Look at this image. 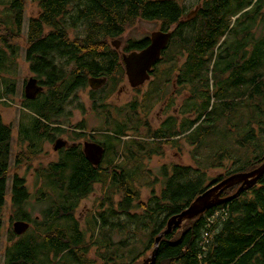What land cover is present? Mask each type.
<instances>
[{
	"label": "trees",
	"instance_id": "1",
	"mask_svg": "<svg viewBox=\"0 0 264 264\" xmlns=\"http://www.w3.org/2000/svg\"><path fill=\"white\" fill-rule=\"evenodd\" d=\"M32 2L39 13L28 20L25 57L44 90L34 101H25V107H32L34 112L29 115L28 126L19 131L16 168L31 167L41 144L49 138L48 129L62 124L76 93L87 87L88 77L116 72V82H111L113 92L123 82L122 64L110 46L138 20L158 22L161 31L172 32L161 61L169 63L171 70L178 67L182 87L187 85L192 90L191 101L181 114L194 113L195 118L185 120L177 135L195 126L181 138L189 146L198 151L213 135L224 140V145L221 142L222 146L202 161L194 159L195 167L174 165L166 168L169 173L163 170L164 186L147 202L142 201L138 187L150 173L144 168V149L138 144L126 146L132 158L122 162L116 159L113 165L97 168L69 152L61 162L35 171L42 188L38 190V202L45 205L41 218L25 210L30 193L25 179L13 175L11 220L27 222L30 228L20 236L9 231L6 263L142 264L170 218L182 213L213 185L256 170L264 162V0H201L193 17H187L186 7L178 0ZM3 10L8 20L4 24L9 28L5 32L8 37H0V43L3 48H11L13 55L15 48L8 42L22 33L24 1L9 0ZM79 27L85 28L83 37L71 40V30ZM149 42L148 38L131 40L125 51H140ZM2 50L0 71L7 73L13 62ZM11 82L0 79V102L13 94L15 85ZM135 110L132 106L130 121H138L137 128L140 120ZM242 110L246 120L239 126L233 118ZM114 128L116 136H108L106 144L109 148L121 147L122 152L120 137L129 129L118 122ZM12 132L0 114V231L11 171ZM232 137L245 151L240 158L226 147V140ZM145 152L150 156L155 151ZM124 153L129 151L122 152L126 157ZM225 161L231 163L228 169ZM215 169H225L226 173L210 180L208 173ZM96 184H101L102 195L82 230L75 213ZM239 187L224 190L220 198L233 196ZM114 233L120 237L118 242H113ZM137 236L141 240H136ZM137 244L143 247L140 251ZM93 247L98 249L99 263L88 261ZM154 264H264V174L250 189L165 236Z\"/></svg>",
	"mask_w": 264,
	"mask_h": 264
},
{
	"label": "rangeland",
	"instance_id": "2",
	"mask_svg": "<svg viewBox=\"0 0 264 264\" xmlns=\"http://www.w3.org/2000/svg\"><path fill=\"white\" fill-rule=\"evenodd\" d=\"M9 0H0V37H8L6 35V29L9 28V24H4L5 21H8L5 19L6 12L3 10L5 7V3ZM24 1V26L22 33L18 38H13V40H9L8 46L15 48V53L11 55V48H3V45L0 43V49L7 55L9 60H11L13 63L10 64L8 67L7 73L4 71H0V79L4 81H9L15 85L13 94L5 96L4 100L0 102V114L2 116V119L5 124L10 125L12 127V156L10 160V172L8 175V181H7V189H8V195L6 197V206L3 209L2 212V229L0 231L1 236V245H0V264H7V255H6V248L8 245H10V234L9 231H12L13 223L16 222L11 220V217L13 216L11 211V203H10V190H11V181L13 175L17 174L19 177H22L25 179L26 186L28 188V191L30 193V198L25 205V210L32 215V217H38L41 218L40 211L45 207L44 204L38 202V190L41 188V182L37 178L36 170L37 169H44L46 168L52 161L57 160V155L52 151V142L48 141L46 139L41 144L40 153L36 155L35 160L31 163V167H21L16 168L15 166V157L16 154L19 152L20 148L18 147L19 142V131L20 128H24L28 126L29 124V118L33 112L34 109L32 107H29V110L25 107V97H24V87L26 85V82L29 78L35 77L30 72V66L28 62L26 61L25 57V51L27 47L26 43V37H27V25L28 20L31 17H36L39 13L38 7L36 4L32 2V0H23ZM156 1V0H152ZM180 3H182L186 9L187 14L195 16L196 8L198 6V3L201 0H178ZM160 26L158 22L155 21H145V20H138L132 27L128 28L126 32L117 40L121 41L122 47H125V45L129 41H141L144 38H150L151 34L153 32L160 31ZM83 27H79L76 29L71 30L70 32V39L73 40L75 37H83L84 34ZM182 62H179L181 64ZM126 87L127 89V83L124 80L120 90ZM89 90V89H88ZM129 91H123V95L121 96V100L119 102V105H122L131 95L128 93ZM117 97V95H116ZM28 101V100H27ZM80 103H84V105H88L87 102V90L84 91H78L76 93V98L73 106H69L67 110V117H63L61 120L63 121L62 124H66V126L75 125L80 120V114L78 113L76 106ZM246 113L242 110L241 112H238V114L233 118V121L237 123L239 126L244 125L246 120ZM89 125H94L93 120H87ZM221 128L224 127V125H219ZM224 140L219 138L218 136H209L206 138V141L201 149L198 151L195 147L189 146L184 141H180L181 143L178 144L177 148H167L166 156L164 158H161L160 156L154 157L152 160L145 162V170L150 173L149 176H145L142 179L141 185H139V190L141 193V199L143 202H147L149 198L152 196L153 193H159L160 190L163 188L166 178L164 177L163 170H165L167 173H169V169L174 165H181V166H190L195 167L196 161L203 160L209 153H212L213 151H217L219 149V146L223 143ZM222 142V144H221ZM226 147H229V151H232V155L234 157L240 158L244 154L243 148H241L240 145H237L235 143L234 138H230L226 140ZM24 147H27V144H24ZM26 151V149L24 148ZM177 153V158H174V155ZM196 161H195V160ZM224 165L228 169L231 166L230 161H225ZM166 168L168 170H166ZM226 173L225 169H215L211 170L208 173V176L210 180L215 179L217 176H221ZM169 175V174H168ZM102 186L101 184H96L93 187V191L83 199L79 207L77 208V211L75 213V218L80 224V228L82 230H85L86 228V219L93 214L94 210L96 209V206L98 205V200L102 195ZM41 191V190H40ZM41 196H39L40 198ZM20 221V220H18ZM113 242H118L120 240V237L117 236L115 233L112 236ZM141 240L140 236L136 237V240ZM137 247L139 248V251L143 248L142 245L137 244ZM98 249L96 247H93L91 250H89L88 253V261L93 260L94 263H99V256L97 253ZM102 253V252H101ZM151 257V253L149 254ZM147 258V259H148ZM146 260V259H145ZM144 261V260H143Z\"/></svg>",
	"mask_w": 264,
	"mask_h": 264
},
{
	"label": "flooded vegetation",
	"instance_id": "3",
	"mask_svg": "<svg viewBox=\"0 0 264 264\" xmlns=\"http://www.w3.org/2000/svg\"><path fill=\"white\" fill-rule=\"evenodd\" d=\"M187 17H193V15L188 14ZM110 48L117 52L118 62L122 64L127 89L126 87L119 89L124 82L123 80L117 85L116 90L112 91L111 82H116L118 76L116 72H112L110 76L104 73L98 77H88L87 87L79 91L87 90V102L89 104L80 103L79 106L77 105L76 109L80 114V120L77 124L70 126L55 124L48 129V141L52 142V151L57 155V160L52 161L50 164L61 162L67 153L73 152L92 167L113 165V160L119 159L122 162L132 158L130 157V149L126 147L132 143L138 144L144 149L142 153H144L143 163H145L156 156L164 158L167 148H177L179 141L182 140L181 138L189 135L195 128L194 126L186 134L177 135L185 120L193 121L195 118L194 113H187L185 116L181 114L182 108L185 105L188 106L191 101L192 90L190 86L186 85V88H183L184 85H181L183 80L180 78L178 67L171 70L169 63L161 61L165 49L161 52L160 60L148 72L149 80L137 88H132L128 83L123 58L132 52H140L141 50L126 52L121 42L118 48L112 45ZM90 79H104V83L93 89L89 85ZM123 91H129L128 93L131 95L122 105H119L121 96L124 94ZM132 106L136 109L135 112L140 120L137 128L134 127L137 126L138 121H130ZM88 119L93 120L94 125H89ZM116 122L127 124L129 129L126 131L125 136H119L124 143L122 152L129 151L128 154L124 153L128 158L122 152H119L121 147L117 149L109 148V145L106 144L108 136H116L113 132ZM133 128L134 130H132ZM58 139L64 140L66 146L55 151L54 144ZM184 142L186 143V141ZM86 144H95L102 148L101 158L95 166L85 154ZM24 148L27 149V147ZM150 149L155 152L147 156L145 151ZM116 152H119V154ZM174 158H177V153Z\"/></svg>",
	"mask_w": 264,
	"mask_h": 264
},
{
	"label": "water",
	"instance_id": "4",
	"mask_svg": "<svg viewBox=\"0 0 264 264\" xmlns=\"http://www.w3.org/2000/svg\"><path fill=\"white\" fill-rule=\"evenodd\" d=\"M172 36V32L157 31L153 32L149 38V46L140 52H132L129 55L124 56L123 62L125 64L126 76L128 83L132 88H137L149 80L150 76L148 72L151 67L160 60L161 52L167 47ZM120 42L114 41L111 45L115 48L119 47ZM104 83V79H90L89 85L91 88L96 89ZM44 88L39 84V81L31 77L28 79L24 87V97L28 101H34L38 95L43 92ZM66 146V142L62 139L56 140L54 144V150H60ZM102 148L95 144H86L85 154L87 158L94 164L100 160V153ZM264 174V162L263 164L248 173H239L232 175L221 182L213 185L207 189L201 196H199L187 209L182 213L173 216L167 222L166 229L155 239L154 249L151 253V257L144 260L142 264H154L155 255L160 241L167 235H169L174 229L180 228L186 221L191 220L199 215H202L205 211L223 204L231 199L237 197L241 192L250 189L256 181ZM239 189L236 193L227 198L221 199V193L236 185H239ZM12 231L15 235L20 236L27 232L30 228V224L24 221H16L13 223Z\"/></svg>",
	"mask_w": 264,
	"mask_h": 264
},
{
	"label": "clouds",
	"instance_id": "5",
	"mask_svg": "<svg viewBox=\"0 0 264 264\" xmlns=\"http://www.w3.org/2000/svg\"><path fill=\"white\" fill-rule=\"evenodd\" d=\"M113 42H114V41H113ZM113 42H112V43H113Z\"/></svg>",
	"mask_w": 264,
	"mask_h": 264
}]
</instances>
